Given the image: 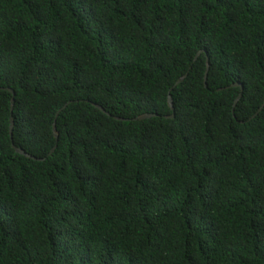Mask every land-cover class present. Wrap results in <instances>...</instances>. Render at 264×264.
I'll list each match as a JSON object with an SVG mask.
<instances>
[{"label": "trees", "instance_id": "trees-1", "mask_svg": "<svg viewBox=\"0 0 264 264\" xmlns=\"http://www.w3.org/2000/svg\"><path fill=\"white\" fill-rule=\"evenodd\" d=\"M263 100L264 0H0V264H264Z\"/></svg>", "mask_w": 264, "mask_h": 264}, {"label": "water", "instance_id": "water-1", "mask_svg": "<svg viewBox=\"0 0 264 264\" xmlns=\"http://www.w3.org/2000/svg\"><path fill=\"white\" fill-rule=\"evenodd\" d=\"M201 52H202L201 50L198 51L197 54L195 55L194 59H196V58L198 57V55H199ZM208 67H209V60H208V58H207V59H206V71H205V74H204V84H205V85H206L205 80H206V74H207ZM184 77H185V75H183L182 77H179V78L175 81L174 86L177 85L178 83H180ZM234 85H238V86H240V88H241V85H240L239 83H235ZM7 89L11 92L12 95L14 94V92H13V90H12L11 88H7ZM239 97H240V94L236 97L234 103L238 100ZM13 103H14V100H13V98H11V100H10V111H12ZM68 103H69V101L66 102L65 104H63V106L58 110V112H59L63 107H65ZM167 103H168V106L170 107V110L173 111V102H172V98H171V95H170V94H168V97H167ZM92 104H93L94 106H96L97 108H99L101 111H103V112H105L106 114H108V112H106V110H105L102 106H100V105H98V104H96V103H92ZM263 106H264V100H263L261 106L258 108L257 112L260 111V110L262 109ZM58 112H57V113H58ZM257 112H256V113H257ZM256 113H255V114H256ZM255 114H254V115H255ZM254 115H253V116H254ZM152 116H157V114H155V113H142V114H139V115H137V116H135V117H133V118H130V119L122 118V117H116V116H115L114 118L119 119V120H141V119L149 118V117H152ZM165 117H167V118H172V117H174V115H173V113H171V114H169V115H167V116H165ZM12 129H13V118H12V116H10V118H9V134H10V137H12ZM52 129H53V135H54L55 139H57L58 134H57V132H56L55 124H53ZM12 147L14 148V150H15L17 153L22 154V155H25V156H27V157H31V158H33V159H36L35 157H33V156H31L30 154L26 153L24 150L18 148V147L15 146L14 144H12ZM53 150H54V147L51 148V150H50L49 153H51ZM39 160H41V159H39Z\"/></svg>", "mask_w": 264, "mask_h": 264}]
</instances>
